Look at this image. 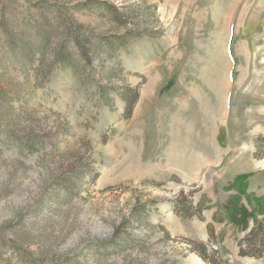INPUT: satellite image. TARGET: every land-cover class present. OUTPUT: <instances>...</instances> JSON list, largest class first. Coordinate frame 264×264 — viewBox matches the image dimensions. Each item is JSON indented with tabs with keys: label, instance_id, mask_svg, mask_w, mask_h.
Listing matches in <instances>:
<instances>
[{
	"label": "rangeland",
	"instance_id": "374dc122",
	"mask_svg": "<svg viewBox=\"0 0 264 264\" xmlns=\"http://www.w3.org/2000/svg\"><path fill=\"white\" fill-rule=\"evenodd\" d=\"M0 264H264V0H0Z\"/></svg>",
	"mask_w": 264,
	"mask_h": 264
},
{
	"label": "trees",
	"instance_id": "16d2710c",
	"mask_svg": "<svg viewBox=\"0 0 264 264\" xmlns=\"http://www.w3.org/2000/svg\"><path fill=\"white\" fill-rule=\"evenodd\" d=\"M136 98H137V92L135 90L132 91V94H130L129 98H125V112L127 114H129L130 107L132 106V104L134 103V101L136 100ZM243 178H244L243 176H237L236 177V180L233 181V183L230 184V186H229L230 188L236 190V192H237L238 195H241V193H243V194L246 193L245 190H244V185H242L241 182H240V180L243 179ZM240 206H241V204H240ZM240 206H238L236 208V205H235V206H233L234 209H231V207H230L229 210H228V216L226 214H224L225 215L224 217H226V218L228 217V219L230 221H232V222H234V220L245 221L244 219L247 216H246V213H243L242 212V208H239ZM183 207H184L185 213H188V214L191 213L189 211V209L191 208V205H189V207H188V206H185L183 204ZM197 208H199V211L203 208V206H202V200L198 202ZM216 214H217L216 219L221 220V218H219V213L216 212ZM258 223L259 222H257V224ZM252 229L250 231H252ZM200 255L202 256V254H200Z\"/></svg>",
	"mask_w": 264,
	"mask_h": 264
}]
</instances>
